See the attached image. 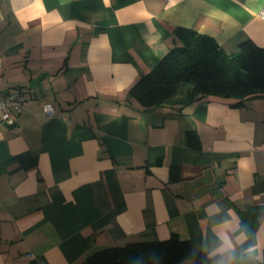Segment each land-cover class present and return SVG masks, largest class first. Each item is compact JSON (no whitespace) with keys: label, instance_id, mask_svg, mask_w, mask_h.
Masks as SVG:
<instances>
[{"label":"crops","instance_id":"0c3cea01","mask_svg":"<svg viewBox=\"0 0 264 264\" xmlns=\"http://www.w3.org/2000/svg\"><path fill=\"white\" fill-rule=\"evenodd\" d=\"M262 7L0 0V94L26 97L17 123L0 124V264H82L172 235L209 258L179 264H264V97H210L174 115L127 99L176 27L228 54L245 40L264 48Z\"/></svg>","mask_w":264,"mask_h":264},{"label":"trees","instance_id":"16d2710c","mask_svg":"<svg viewBox=\"0 0 264 264\" xmlns=\"http://www.w3.org/2000/svg\"><path fill=\"white\" fill-rule=\"evenodd\" d=\"M176 45L128 90V98L144 109L164 107L181 114L197 102L220 97L230 105L264 97V48L249 40L228 54L215 39L194 28L176 27ZM194 136L188 132V137ZM196 146V145H194ZM208 261L176 235L164 240L135 241L94 250L82 264H179Z\"/></svg>","mask_w":264,"mask_h":264},{"label":"built area","instance_id":"2783aa9c","mask_svg":"<svg viewBox=\"0 0 264 264\" xmlns=\"http://www.w3.org/2000/svg\"><path fill=\"white\" fill-rule=\"evenodd\" d=\"M259 16L264 18V7H262ZM26 97L24 93L19 91H9L0 94V124L13 126L18 121V116L24 112V103ZM44 113L51 115L53 106L49 103L43 105ZM32 256V264H46L45 260L40 256Z\"/></svg>","mask_w":264,"mask_h":264},{"label":"clouds","instance_id":"9594fccd","mask_svg":"<svg viewBox=\"0 0 264 264\" xmlns=\"http://www.w3.org/2000/svg\"><path fill=\"white\" fill-rule=\"evenodd\" d=\"M248 251H249V252H252V251H254V249H251V248H250Z\"/></svg>","mask_w":264,"mask_h":264}]
</instances>
